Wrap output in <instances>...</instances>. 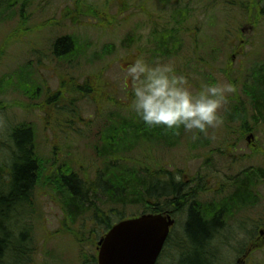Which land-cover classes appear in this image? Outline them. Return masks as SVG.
Masks as SVG:
<instances>
[{
  "label": "rangeland",
  "instance_id": "1",
  "mask_svg": "<svg viewBox=\"0 0 264 264\" xmlns=\"http://www.w3.org/2000/svg\"><path fill=\"white\" fill-rule=\"evenodd\" d=\"M123 1L109 0L107 4L110 6L105 7L104 0H33L27 8V27H38L39 30L30 34L22 31L21 40L12 44L0 58V82H3L0 86V108L1 105L5 108L0 109V180L5 185L9 181L8 168L10 171L14 163V157L8 151L7 136L19 123L30 122L36 130L37 152L46 160L50 169L54 163L72 164L74 170L80 173L79 180L82 181V184L77 183L76 186L85 189L86 185H90L89 190L96 194L95 206L109 216H113L116 211L125 218L140 213L139 205L128 203L123 206L115 203L97 185L100 174L102 179L108 181L112 180V176L117 178L120 166L115 165L111 171L104 172L106 161L95 153L99 151L97 145L101 141V127L104 122V128L111 122H106L107 118L116 125L123 118L143 122L131 111L132 86L130 82L125 84L128 65L140 56L150 62H173L177 71L181 70L183 64L192 65L190 68L199 72L198 76L186 71L193 91L198 90L203 82L230 83L226 72L237 81V86L235 85L236 91L229 95L230 101L221 111L223 124L215 129L210 128L207 135L203 134L209 144L206 148L197 147L191 150L189 145L190 140H193L192 133L181 128L182 137L179 142L173 141L174 145H168L171 139L167 137L149 140L134 148L129 154L133 159L129 165H144L153 170L164 168L168 174L179 177L182 182L188 181L191 187L197 185L196 178L199 174H214L213 169L208 171L206 166L203 168L206 158L213 162L215 160L219 168L226 169L231 166L235 172L247 167L264 168V152L257 154L245 140L250 131L256 138L258 149H264V124L260 122L254 125L253 107L241 88L244 82L251 84V72L257 69L255 66L261 68L264 62V14L257 16L259 22L254 31L243 35L241 29L255 19L242 14L243 10L237 5L230 4L243 3L244 0H228L229 4L221 0ZM166 4L171 5L163 10ZM87 6L90 11L94 8L105 12L107 9L99 26L95 25L94 18L76 14ZM261 8L262 2L257 4L256 13ZM147 13H150L151 22L147 20ZM18 24V19L0 24V46L7 36H11ZM164 32L173 37L174 43L168 45L170 52L173 51L171 58L161 56L158 52L153 53L157 49L155 37ZM153 33L154 38L151 37ZM68 35L76 39L77 48L82 53L71 66L51 56L54 39ZM127 35L135 43L131 45L130 42H125ZM175 51L178 54L175 55ZM90 75L99 76L93 90L97 93L96 100H90L87 93H84L86 99H81L74 106H69L68 100L78 97L76 94L66 95L58 102V98L55 102L50 99L54 98L61 79H67L70 83L73 78L78 81L77 85H81ZM33 84L40 89L36 96L31 94ZM23 86L24 89L21 88ZM261 86L257 88V92H260ZM26 89L28 92H24ZM235 94L244 103L247 125L252 127L249 131L237 121L228 128L224 120L235 111L237 104L231 100ZM63 101L65 104L61 106ZM70 107L75 108V112L80 115H75ZM144 130H149V127L145 125ZM244 130L243 137L239 138ZM242 154L247 155V161L240 160ZM201 183L208 186L205 181ZM212 185L215 183L212 182ZM253 192L260 195L259 204L255 207L248 206L244 215L253 220L264 218V183L260 176L259 181L255 182ZM62 201L63 198L50 186L42 184L36 188L29 213L17 222L19 226L10 224L15 248L18 246L19 249L17 243L20 241L30 245L33 252L29 259H25L26 262L21 256L19 260L11 261V264H92L89 261L97 256L94 243L101 235L103 227L95 222L93 211L88 210L74 224L67 223L72 230L87 232L90 241L81 246L70 236L62 235L61 229L65 223ZM253 201L255 199L248 198L249 205ZM120 218L112 217L111 221L117 223ZM248 224L251 227L244 239L255 242L260 237L263 240V249L264 228L257 225L253 229L252 222ZM22 229H26V232ZM28 229L30 232H27ZM91 230L96 232L90 237ZM18 233L23 234L18 237ZM233 235L238 239L242 237L239 232ZM237 241L228 240L226 244L240 246L242 241ZM219 248L222 261L217 264H226L230 258H234V253L225 246L224 241ZM254 251L251 247L249 256L245 259L246 263L251 256L250 264H264V249L252 257L251 253ZM22 260L24 261L21 262Z\"/></svg>",
  "mask_w": 264,
  "mask_h": 264
},
{
  "label": "trees",
  "instance_id": "2",
  "mask_svg": "<svg viewBox=\"0 0 264 264\" xmlns=\"http://www.w3.org/2000/svg\"><path fill=\"white\" fill-rule=\"evenodd\" d=\"M32 1L33 0H0V24L15 19H18L20 23L15 27L11 36H7L3 44L0 46V58L12 44L21 40L20 34L22 31L23 33L30 34L39 30L38 27L28 28L27 23H25L28 17L26 10L31 5ZM221 1H224L226 4L228 3V0ZM108 2L109 0H104L103 3L105 7L110 6V4H107ZM261 2L262 8L256 13L257 4ZM169 5L171 4L164 5L162 9L165 10ZM230 5H237L243 10L242 14L252 16L255 19L254 24H257L258 22L257 16H263L264 14V0H244L243 3L238 4L235 2ZM138 8L142 12V8L140 6ZM84 9L85 10L82 12H77L76 14L78 16L87 15L86 17L94 18L96 26L101 24V17L106 15L105 13L107 12V9H105V12H103V10L101 12L94 8L90 11L88 6ZM69 14H72V12H69ZM146 17L147 20L149 19L150 21V13H147ZM164 33L158 34L156 37L154 33L151 35V37H155L154 41L157 43V49H154L153 53L157 54L158 52L161 56L171 58V53L173 51L170 52L168 45L173 42V37L168 33ZM125 39V42H130L131 45L135 43L134 39L129 35H127ZM149 42L151 43V41ZM176 54H178V51H175V55ZM81 55L82 53H80L79 48H77V42L73 36L68 35L56 38L51 44V56L62 63H68V65H70L74 62L75 58H78ZM203 64L206 65L204 62ZM190 67L193 66L183 64L181 70L178 72H182L186 75V71H190L199 76L197 69ZM255 67H257V69L254 71L251 70V84L248 85V83L244 82L241 84V88H243L244 94L251 102L255 113L253 122L254 125H257L260 122L264 124V86L262 85L264 83V62L261 64V68L258 66ZM226 77L231 84L237 86V81L233 80L227 72ZM97 78H99V76L90 75L84 79L81 85H77L79 84L78 81L73 78H71L72 82L70 83L67 79H61L60 87L56 91L53 102H55L57 98L58 102L66 95L76 94L78 97H72V99L68 100L69 106H74L75 103L79 102L81 99H86L84 93L88 94L90 100H96L97 93L95 94V91L93 90L98 81ZM0 84V86H2L3 82H0ZM260 86L262 91L259 90L260 92H257V88ZM21 88L24 89L25 87L23 86ZM27 89L24 92H28ZM39 90L38 86H35L34 84L31 85L32 96H36ZM231 100L235 101L237 105H235V111L232 113V116L224 118L228 128L236 121L244 126L243 128H252L249 124L247 125V115L245 110H243L244 103H242L241 100H238L236 94ZM64 104V101L61 102V106H64ZM0 109L5 108L1 105ZM70 109L75 111V108L73 109L70 107ZM108 122L110 123L105 128L104 122L100 132L101 143L99 145L101 146V149L95 153L98 157L100 156L106 161L104 163V172L106 170L111 171L113 166L119 165L120 173L117 178L112 176V180L110 181L102 179L101 174L98 175L99 181L101 182L103 180L104 183L98 182L97 185L103 186L104 184L102 190H104L115 203H120L123 206L128 203L139 205L141 207V212L133 215V217L147 213L160 214L164 211L163 209L170 208L169 206L172 204L169 203L166 198L172 197V200H174L172 202L179 204L178 196L183 189L185 190V183L177 182L171 173L168 176V172L164 168L153 170L144 165H129V162L133 160L129 154L134 148L142 146L149 140L154 141L155 139L169 137L171 142H169L168 145H174L175 142L173 141L179 142L182 137V131L179 130V134H176L174 131L171 133V131L165 130L162 127L149 126V130H144L145 124L143 122H133L131 119L127 120L126 118H123L118 125L112 123V120H109ZM202 135L203 133H199L197 139L190 140L191 143L189 146L191 147V150H194L197 147L206 148V146L209 145L208 141L204 139ZM7 147L9 153L14 157V163L11 166L10 171L8 168L9 174L7 173L8 176L12 175V181L11 178H9L6 194L0 195V264H10L13 260H19V257L21 256L24 257V260L31 257L33 249H31L30 245L23 244L19 241L17 243L19 249L18 246L15 248L10 224L12 223L14 227L19 226L17 222L23 220L29 213V209H31V206L33 205L34 191L39 185L43 184L50 186L60 198H63L61 206L65 214V223L61 229V234L70 236L74 239L75 243L81 246L90 241L87 232L82 230H72L67 222L74 224L75 221L85 212L92 210L94 219L96 220L95 222L100 223L103 227L101 233V236H103L113 224L111 221L112 217L119 216L121 217L120 220L125 219V217L121 216L118 211H116L113 216H109L95 206L96 194L93 193L92 190H89L90 185H86L85 189H80L76 186L77 183L82 184V181L79 180L80 173L74 170L72 164L57 165L54 163L52 169H50L46 164V160L37 152L36 130L32 123L21 122L19 125L12 128L11 133L7 136ZM256 152L259 153L260 151L256 150ZM207 159L208 158H206V160ZM5 168L7 172V167L5 166ZM259 176L264 183V168L252 167L240 175L243 184L245 183V185H247V190L249 192L250 190L253 191L255 182L259 181ZM240 177L235 179L238 182V185L241 182V179H239ZM58 184L60 186H58ZM151 190L153 191L152 196L149 195V191ZM149 200L152 202L151 204H149ZM192 200L193 199H191V201ZM188 208L189 219L185 226V234L183 237L184 242L178 246L180 252L184 254L180 258L179 264H209L210 256L207 251L208 248L206 243L210 237L214 235V231H218L216 227L219 222L218 220H213L211 223H208L206 220L208 218H205L206 221L203 220L200 215L196 213V210H194L192 205H189ZM175 211H177L179 215L178 210ZM199 211L200 210H198V212ZM22 215H24V217H22ZM180 215L183 216V213L180 212ZM17 217H19V219ZM22 231L26 232V229H22ZM27 232H30V230L28 229ZM95 232L96 231L91 230L89 232L90 237L91 234L94 235ZM22 234L23 233H20L19 236L21 237ZM84 247L85 246H83V248ZM89 262L95 264V258Z\"/></svg>",
  "mask_w": 264,
  "mask_h": 264
},
{
  "label": "flooded vegetation",
  "instance_id": "3",
  "mask_svg": "<svg viewBox=\"0 0 264 264\" xmlns=\"http://www.w3.org/2000/svg\"><path fill=\"white\" fill-rule=\"evenodd\" d=\"M239 138H242V133ZM249 146H252L253 148L258 147L255 137L254 143ZM240 160L242 162L247 161V155L242 154L240 156ZM205 166L208 171L213 169L214 174L210 176H202L199 174L198 178H196L197 185L195 184L193 187L188 185V181H184L185 190L183 189L179 193V204L173 203L172 201L174 200H172V197L166 198L169 203L172 204H170V206L168 205L170 208L163 209L164 211L161 213L171 217L174 224L170 227L167 239L155 264H179L180 258L184 254L180 252L178 246L184 242L183 237L185 234V226L189 219V205L193 206L196 213H198L203 220L208 218L206 219L208 223H211L213 220H218L219 222L216 227L218 231H214V235L210 237L206 243L209 256H211V249L218 247V250H212V253H215V259L213 262L210 261L209 264H217L222 261L221 249L219 247L223 241L225 246L230 248L232 253H234V258H230V262H228V260L226 264H246L245 259L249 256L251 247L253 249H262L263 240L260 237L257 238L255 242H248L247 239H244L247 237L249 227H251V225L248 224L249 222H252L253 229L257 225H259V228H264V220H262L264 218L258 217L253 220L244 215L248 206L255 207L259 204L260 200V195L255 194L252 190L249 192L247 190V185H245V183L243 184L242 177H240V175L247 171L249 167L240 172H235L232 171L231 166L226 169L219 168L216 165L215 160L213 162L209 158L207 160L205 159L203 168H205ZM167 175L169 176L170 174L167 173ZM237 177H240L239 179H241L239 185L235 180ZM173 178L177 182H182V180L177 179V177ZM210 178L212 179L210 180ZM201 181H205L208 186H203ZM212 182H214L215 185H212ZM4 183L5 182L0 180V195H5L7 192V184L5 185ZM152 194L153 191H149V195L152 196ZM249 197L255 199L254 203L252 202L250 205L248 204ZM191 199L193 200L191 201ZM151 203L152 202L149 200V204ZM175 210H178L179 215ZM198 210L200 211L198 212ZM180 212L183 213V216L180 215ZM235 232H239L242 235V237L240 236L241 239H238L235 235H233ZM228 240H238L237 242L242 241V244L240 246L227 245L226 242Z\"/></svg>",
  "mask_w": 264,
  "mask_h": 264
},
{
  "label": "clouds",
  "instance_id": "4",
  "mask_svg": "<svg viewBox=\"0 0 264 264\" xmlns=\"http://www.w3.org/2000/svg\"><path fill=\"white\" fill-rule=\"evenodd\" d=\"M129 82L130 108L136 117L146 126L176 134L183 128L193 140L223 124L221 111L236 91L235 85L219 81L203 82L193 91L188 76L178 72L173 62H150L143 56L128 65L125 84Z\"/></svg>",
  "mask_w": 264,
  "mask_h": 264
},
{
  "label": "water",
  "instance_id": "5",
  "mask_svg": "<svg viewBox=\"0 0 264 264\" xmlns=\"http://www.w3.org/2000/svg\"><path fill=\"white\" fill-rule=\"evenodd\" d=\"M172 225L151 214L117 223L97 242V264H155Z\"/></svg>",
  "mask_w": 264,
  "mask_h": 264
},
{
  "label": "bare ground",
  "instance_id": "6",
  "mask_svg": "<svg viewBox=\"0 0 264 264\" xmlns=\"http://www.w3.org/2000/svg\"><path fill=\"white\" fill-rule=\"evenodd\" d=\"M11 176H12V175H10L9 178H11V181H12V177H11ZM101 183H104L103 180L101 181ZM100 187L103 188V186H100ZM103 191H104V190H103ZM104 192H105V191H104ZM186 219H188V218H186ZM14 223H15V222H14ZM214 249L218 250V247H214L213 249H211V256H210V261H211V262H213L214 259H215V257H214V254H215V253H212V250H214Z\"/></svg>",
  "mask_w": 264,
  "mask_h": 264
}]
</instances>
